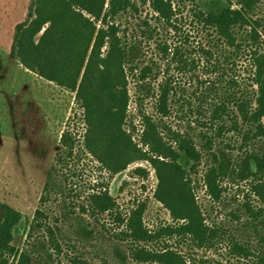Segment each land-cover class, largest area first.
Instances as JSON below:
<instances>
[{
	"label": "trees",
	"instance_id": "trees-1",
	"mask_svg": "<svg viewBox=\"0 0 264 264\" xmlns=\"http://www.w3.org/2000/svg\"><path fill=\"white\" fill-rule=\"evenodd\" d=\"M192 1L193 16L204 32L197 45L183 37L173 0H140L153 12V23L151 18L141 19L137 14L138 0L30 1L26 19L15 25L11 53L28 70L75 93L84 127L81 138L68 129L62 131L40 203L49 199L55 187L60 189L55 172L64 175L66 160L79 145L111 175L131 163L147 161L157 179L154 198L169 211L172 222L148 229L143 221V203L127 214L116 213L114 198L100 184L78 205L77 214L74 209L63 213L64 219L74 214L67 231L44 224V210L36 209L31 220L24 221L25 244L19 248L15 231L23 216L1 203L0 264H7L10 257L12 264H51L50 248L62 252L63 243L55 235L77 251L78 243L96 238L97 229L85 222V213L116 214L121 229L114 235L126 240L127 247L113 246L114 264H127L129 259L133 263L188 264V253L173 244L211 249L221 242L228 243L232 255L240 259L255 257L257 264H264V52L260 50L262 22L254 17L260 0ZM150 48V58H145ZM192 51L199 54L192 57ZM242 54L248 59L251 90L242 89L234 77L221 90L209 80L200 93L205 107L194 106L167 75L170 65L184 72L202 61L216 73L215 81H225V66L234 64V57ZM160 70L162 78L155 82ZM131 83L141 126L137 140L136 126L129 121ZM208 97L211 99L207 103ZM149 99L157 117L145 109ZM175 102L185 108L183 113L188 109L198 115L194 128L190 123L185 130L172 128L165 120ZM197 127L201 129L195 133ZM230 132L236 137L235 146L226 145L236 147L239 156L215 145ZM203 157L209 161L202 174L203 186L212 201H221L224 179L249 184L260 205L243 204L245 218L241 224L259 238V248L230 234L223 225L208 222L196 196V175ZM70 260L80 264L79 257ZM201 263L223 264L218 260Z\"/></svg>",
	"mask_w": 264,
	"mask_h": 264
},
{
	"label": "rangeland",
	"instance_id": "rangeland-1",
	"mask_svg": "<svg viewBox=\"0 0 264 264\" xmlns=\"http://www.w3.org/2000/svg\"><path fill=\"white\" fill-rule=\"evenodd\" d=\"M31 0H0V204L18 210L23 218L15 231V244L19 248L24 246V221L31 220L36 209L44 210L46 214L44 224L52 228L59 226L68 230L72 223L74 214L64 219L63 213L74 209L75 214L79 204L86 201L87 195L97 189L100 184L107 187L109 194L114 198L117 209L116 213L127 214L129 210L139 203L145 204L143 221L148 229L155 230L161 225L172 222L169 211L154 198V191L157 185L155 172L147 161H137L114 175L102 169L99 163L87 152L77 145L70 158H67V168L64 175L55 172L58 189L50 193L49 199L40 203L43 188L47 175L55 162V155L59 151V139L63 130H70L77 138H81L84 127L82 110L75 100V93L64 89L52 81H48L36 73L25 68L11 53L15 25L27 17V11ZM178 8L177 18L183 37L192 45H197L204 38V32L193 16L195 2L192 0H173ZM138 15L140 18H151L153 14L148 4H140ZM254 17L259 18L262 26L259 28L264 52V0L257 5ZM138 18V17H137ZM150 22H154L151 18ZM244 32L243 29L239 30ZM150 49L145 58H150ZM199 53L192 51L190 56H197ZM154 58V56H153ZM222 59V58H221ZM147 60V59H146ZM234 64L231 62L225 66V73L221 81H215L216 73L210 72L203 66L202 61L196 63V68L181 72L175 65H170L167 75H170L172 83L189 97L191 103L196 106H206L205 100H201V90L208 86V81L213 80L215 88L219 90L227 87V80L234 77L242 89L251 90L250 71L247 68L248 59L242 54L241 57H234ZM162 78L161 70L158 80ZM133 84H130L131 100L129 103V121L136 126L134 138L137 140L141 131L139 118L135 112L133 96ZM211 99L207 98V103ZM172 105V103H171ZM145 109L157 117L153 108V100L145 102ZM180 104L173 103V112L165 119L172 128L187 129L190 123L194 128V118L198 116L188 109L179 107ZM202 110H204L202 108ZM200 127L194 129L198 132ZM236 137L232 132L225 133L215 141L219 146L233 156H239L236 147L231 149L226 144L235 146ZM201 142V141H200ZM209 161L204 157L198 166L196 175L197 187L196 196L198 202L204 209L207 220L210 223L220 224L229 231L241 238L248 240L254 248H259V238L251 229L241 224L245 218L243 204L249 202L259 206L257 199L251 194L247 182H233L224 179L222 182L225 188L222 199L219 203L212 199L205 192L202 174H204ZM138 167L142 171L136 170ZM58 168V166H57ZM58 191H57V190ZM67 208V209H66ZM236 214L241 220H237ZM85 222L97 229L96 238L90 243H78L77 251L70 249L68 245L57 239L61 245L62 252L57 253L53 247L50 248L52 255L51 264H74L70 258L79 257L80 264H114L112 252L113 246L118 244L126 249L127 242L114 232H119L121 227L115 221L116 214L91 215L82 214ZM66 230V231H67ZM122 236V235H120ZM75 240L74 237H72ZM227 242H221L211 249L192 248L185 243L173 246L177 250L188 253L190 256L188 264H202V260H218L223 264H257V259H240L232 255ZM160 245V244H159ZM151 246L158 247V244ZM70 257V258H69ZM9 258L7 264H12ZM127 264H154V263H133L129 259Z\"/></svg>",
	"mask_w": 264,
	"mask_h": 264
}]
</instances>
